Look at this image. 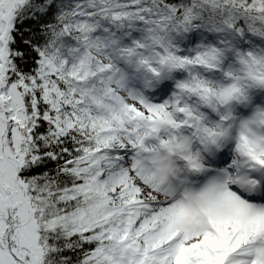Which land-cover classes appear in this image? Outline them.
<instances>
[{"label":"snow or ice","instance_id":"obj_1","mask_svg":"<svg viewBox=\"0 0 264 264\" xmlns=\"http://www.w3.org/2000/svg\"><path fill=\"white\" fill-rule=\"evenodd\" d=\"M0 264H264V0H0Z\"/></svg>","mask_w":264,"mask_h":264}]
</instances>
